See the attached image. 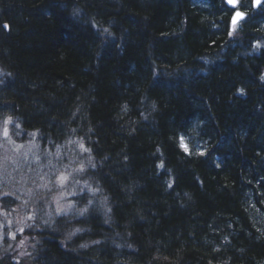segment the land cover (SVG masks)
I'll return each instance as SVG.
<instances>
[{
    "label": "trees",
    "instance_id": "1",
    "mask_svg": "<svg viewBox=\"0 0 264 264\" xmlns=\"http://www.w3.org/2000/svg\"><path fill=\"white\" fill-rule=\"evenodd\" d=\"M236 1L231 31L225 0H0V125L36 148L9 181L92 192L19 207L0 264H264V4Z\"/></svg>",
    "mask_w": 264,
    "mask_h": 264
},
{
    "label": "rangeland",
    "instance_id": "2",
    "mask_svg": "<svg viewBox=\"0 0 264 264\" xmlns=\"http://www.w3.org/2000/svg\"><path fill=\"white\" fill-rule=\"evenodd\" d=\"M5 127L8 129L10 126L3 122L0 125V206L3 202V204H7L6 206L9 207L10 210H1L0 207V219L3 220V223H0V246L6 244L8 247L7 252L13 255L12 258L25 260L31 254V252L29 253V247L32 246L30 239L32 237L26 234V227L23 228L21 226L22 224L20 221L22 220L19 219L18 213L19 207L24 200L18 196L24 195L26 204L36 206L37 201H35L33 197L41 192L44 194L47 193L52 204L50 212H47L48 214L46 216L56 219L59 218V216L68 214L74 207L75 200L87 193L85 191H91L86 184L69 181L68 177L62 173H58L53 183L50 180L48 182L44 181L42 182L43 184H38L33 189L26 188L27 185H23V182H19L18 184L11 183L9 178H11L10 174H14L13 168H18L21 163L20 160L26 157H32L36 148L32 142H16L9 134V129L8 136L5 137L3 134V129ZM28 161L31 164L37 163L35 158L31 160L28 159ZM61 177L65 179L61 180ZM29 185L30 184H28V187ZM1 189H6L10 192L1 193ZM5 197L9 199L5 200L7 203L4 201ZM14 203L18 206L12 207ZM5 227L10 228L9 231L6 230V234L3 232ZM15 236H18V238Z\"/></svg>",
    "mask_w": 264,
    "mask_h": 264
},
{
    "label": "water",
    "instance_id": "3",
    "mask_svg": "<svg viewBox=\"0 0 264 264\" xmlns=\"http://www.w3.org/2000/svg\"><path fill=\"white\" fill-rule=\"evenodd\" d=\"M264 2V0H259V2H258V0H253V2H252V6H253V9H257L258 8V6L261 4V3H263ZM237 13H239V12H237ZM237 13L233 16V18H232V23L234 24V21L235 22H239V21H241L243 18H244V15L242 14L240 17H237ZM241 14V13H240Z\"/></svg>",
    "mask_w": 264,
    "mask_h": 264
},
{
    "label": "snow or ice",
    "instance_id": "4",
    "mask_svg": "<svg viewBox=\"0 0 264 264\" xmlns=\"http://www.w3.org/2000/svg\"><path fill=\"white\" fill-rule=\"evenodd\" d=\"M228 2L229 3H231V4H233L234 6H235V4H236V0H228ZM258 2H259V0H258ZM242 14H240V13H237V17H240ZM234 23H235V21H234ZM8 26L7 25H5V28H7ZM10 122V120H6L5 121V124H7V123H9ZM3 134H4V136L5 137H7L8 136V129H7V127H5L4 129H3ZM63 179H65L64 177H61V180H63Z\"/></svg>",
    "mask_w": 264,
    "mask_h": 264
},
{
    "label": "bare ground",
    "instance_id": "5",
    "mask_svg": "<svg viewBox=\"0 0 264 264\" xmlns=\"http://www.w3.org/2000/svg\"><path fill=\"white\" fill-rule=\"evenodd\" d=\"M252 1H253V0H251V3H252ZM263 4H264V2L261 3L259 7H261ZM259 7H258L257 9H252V11H257V10L259 9Z\"/></svg>",
    "mask_w": 264,
    "mask_h": 264
},
{
    "label": "flooded vegetation",
    "instance_id": "6",
    "mask_svg": "<svg viewBox=\"0 0 264 264\" xmlns=\"http://www.w3.org/2000/svg\"><path fill=\"white\" fill-rule=\"evenodd\" d=\"M12 262H17V261H15V260H13V259H10Z\"/></svg>",
    "mask_w": 264,
    "mask_h": 264
}]
</instances>
